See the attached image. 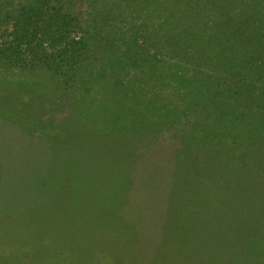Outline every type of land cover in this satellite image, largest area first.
Segmentation results:
<instances>
[{"label":"rangeland","instance_id":"1","mask_svg":"<svg viewBox=\"0 0 264 264\" xmlns=\"http://www.w3.org/2000/svg\"><path fill=\"white\" fill-rule=\"evenodd\" d=\"M188 1L182 0L179 4L184 6ZM21 2L25 0H0V16L9 10L7 3H12L14 9ZM252 2L228 0L223 7L232 17L230 28L238 27L240 30L243 27L246 32L242 37L260 43L264 42L263 24L254 22L251 13L242 8ZM174 5V0H167V3L157 6L158 16L147 17L150 19L147 24H153V31L160 30L158 23L168 16L167 9H174ZM76 7L77 10L79 7L82 9L78 4ZM124 10L120 5L116 12H121L126 18ZM238 13H241L239 18L235 16ZM98 19L101 21L102 17ZM0 21V45L12 43L13 22L9 19L3 24L1 18ZM222 25L223 22H218V28ZM113 29L116 27L111 21L107 30ZM89 39L93 45L97 42L94 35ZM130 40L131 34L125 42L111 49L109 44L105 48L101 45L94 47L95 51L83 68L79 67L82 75L76 80L63 78L62 81L48 72L29 74L17 68H4L0 59V208L5 211L3 218L6 220L7 215L10 219L6 223L7 228L0 219V264H116L113 257L116 252L110 250L106 243L93 248L92 252L85 251L70 246L72 244L49 232H43L42 236L24 234L25 230L19 225L26 221L18 219L22 211L36 208L44 217L40 219L43 224L50 222L48 216L53 211L59 212L57 220L63 221L67 218L64 211L68 208L69 221L76 226L82 225L84 232L94 231V225L100 224V212L106 207L115 182V187L128 184L127 187L133 190L130 197H124L126 202L121 209L126 220L137 223L139 232L134 250L139 258L125 260L124 263L148 264L153 256L157 258L156 250L161 248L167 218V195L174 196L170 187L171 177L179 175V170H173L174 161L178 154L183 156L182 153H186V150L183 152L180 135L192 130L195 117L184 111L182 98L189 90L187 85L196 78L194 69L198 65L204 71H213L214 68L186 58L174 62L162 47L164 43L157 38L156 42L138 41V45L143 42L144 53L140 52L143 48L137 49L134 43H129ZM151 47L157 50H151ZM127 49H131L132 59L121 56ZM244 51L251 50L246 47ZM248 56L255 59L252 51ZM227 73L232 74L228 69ZM198 79L201 81V75ZM113 84L119 87L117 92L113 90ZM129 90H133L131 93L139 99L132 109L126 108L131 104ZM5 94L12 95L13 99L8 98L9 95L5 98ZM179 109L181 125L175 124L173 119L176 117H172ZM215 114L217 111L210 110L204 116L209 118L204 122L200 120V123L209 120L208 123H213ZM238 137L249 141L244 133H238ZM221 139L228 142V137ZM146 143L148 147H144ZM95 144L99 150L97 159L88 162L86 168L82 153L87 158L92 157ZM130 153L135 157L128 159ZM237 154L238 149L235 148L232 155L237 157ZM235 163L234 166L240 165L237 161ZM102 168L106 172H100ZM252 169V179L256 182L264 170ZM229 182L237 181L231 179ZM227 196L220 190L212 193L207 186L191 190L188 197L196 200L204 210L199 223L194 226L195 231L203 232V239L213 237L214 215L222 219L227 210L232 211L234 223L238 222L236 220L244 208ZM261 208H264V203ZM13 209L19 210L18 218H15ZM94 220L95 224L83 223ZM102 226L104 234L111 238L106 226ZM75 234L78 235L76 240H83V232L77 229ZM195 242L198 244L200 239L196 237ZM198 245L195 247L199 248ZM219 246H214L218 252L210 255L211 259L204 256L200 264H231V261L223 262L225 250L222 253Z\"/></svg>","mask_w":264,"mask_h":264},{"label":"trees","instance_id":"2","mask_svg":"<svg viewBox=\"0 0 264 264\" xmlns=\"http://www.w3.org/2000/svg\"><path fill=\"white\" fill-rule=\"evenodd\" d=\"M25 2L17 3L14 9L12 3H7L9 10L2 15L3 18L0 16L3 24L9 19L13 22L12 43L4 42L0 45V59L4 68H17L29 74L42 71L55 75L62 81L63 78L76 80L82 75L79 67L83 68V64L95 51L94 47L101 45L105 48L109 44L111 49L114 45L125 42L130 34L129 43H134L137 49L143 48L141 53L145 51V40L156 42L157 38L164 43L162 47L166 48L164 50L168 58L174 62L186 58L214 68L213 71H204L198 65L194 69L196 78L187 85L189 90L184 98L181 97L185 105L184 111L195 115L193 128L188 130L189 133L180 135L181 146L186 153H182L183 156L178 154L179 158L174 161L173 170H179V175L171 177L170 187L174 196L167 195L168 211L161 236V248L156 250L157 258L156 255L153 256L154 259L148 264H200L204 256L211 259L210 255L218 252L214 248L218 244L219 250L223 249L222 253L225 250L223 262L264 264V223L259 222L264 221V208H261L264 203V173L258 175L261 179L256 182L252 179V167L264 170V42H254L242 37L243 32H246L243 27L240 30L238 27H229L232 17L223 7L228 0H189L184 6L179 4L182 0H174V9L165 7L168 16L165 15L158 23L160 30L156 31H153V24H147V20H150L147 17L158 16L155 11L157 6L167 3V0ZM77 4L82 9L79 7L77 10ZM120 5L125 8L126 18L122 17L121 12H116ZM242 8L251 13L254 22L264 26V0H253ZM84 14L87 16L84 17ZM240 14L235 16L239 18ZM99 17H102L101 21ZM111 21H114L116 29L108 31ZM220 21L223 25L218 28ZM120 27L121 30L118 29ZM92 35L97 41L94 45L89 39ZM140 40L143 41L142 45H138ZM246 47L250 48L255 59L249 58L251 51L246 53ZM150 49L157 50L154 47ZM130 52L131 49H127L121 56L126 55L132 59ZM227 69L232 74L226 75ZM199 75L201 81L198 79ZM237 76L241 78H233ZM182 82L185 84L184 79ZM113 85V90L117 92L119 87L117 84ZM131 92L134 91L129 90L131 104H128L127 109H132L139 103L138 96ZM7 96L13 99L12 95L5 94V98ZM212 109L217 111L213 123H208L210 120L200 123V120L204 122L209 118L204 116ZM172 117H176L173 119L175 124H182L181 109ZM197 124L201 126L197 127ZM131 127L133 129L134 125ZM238 133L246 134L249 141L240 140ZM223 137H228L227 143L222 141ZM96 146L97 144L92 157L87 158L82 153L87 162L86 168L88 162L92 163L97 159L96 152L99 150ZM144 147H148L147 143ZM235 148L238 149L237 157L232 155ZM133 157V153L132 156L131 153L127 156L128 159ZM236 161L239 166H234ZM103 171L106 172V169L100 170ZM188 175L191 177L188 178ZM231 179L237 182L228 183ZM133 182L135 183L134 180ZM115 183L113 190H110L111 197H108L106 207L100 212L102 223L100 221V224L94 225V231L84 232L82 225L76 226L69 221L68 208L64 211L67 218L63 221L57 220L59 212L53 211L48 216L50 222L44 224L40 221L44 217L36 208L22 211L21 217L19 210L13 209L14 216L26 221L19 225L25 230L24 234L42 236L43 232H49L69 245L72 244L70 246L89 252L106 243L110 250L116 252L113 256L115 263L125 264V260L139 258L134 251L139 232L137 223L126 220L121 209L126 202L124 197H130L133 190L127 187L128 184L115 187ZM204 186L212 193L220 190L228 194L230 201H237L244 208L237 223H234L232 211L227 210L222 219L213 214L216 225L211 232L213 237L209 239H203L202 231H195L194 226L199 223L204 210L196 200L188 197L191 190L202 189ZM2 213L5 211L0 208L1 224L5 223L7 228L6 223L10 219L6 215L5 220ZM83 223L95 224V220ZM102 224L108 229L111 238L104 234ZM77 229L83 232V240H76ZM196 237L200 239L199 245L195 242ZM217 261L219 260L215 262Z\"/></svg>","mask_w":264,"mask_h":264}]
</instances>
